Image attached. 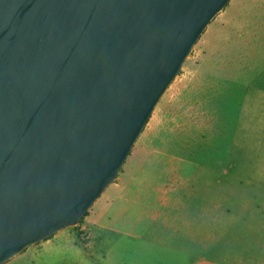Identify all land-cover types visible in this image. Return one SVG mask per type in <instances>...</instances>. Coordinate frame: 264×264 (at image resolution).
<instances>
[{"label":"water","instance_id":"1","mask_svg":"<svg viewBox=\"0 0 264 264\" xmlns=\"http://www.w3.org/2000/svg\"><path fill=\"white\" fill-rule=\"evenodd\" d=\"M231 0H0V264L76 227Z\"/></svg>","mask_w":264,"mask_h":264},{"label":"crops","instance_id":"2","mask_svg":"<svg viewBox=\"0 0 264 264\" xmlns=\"http://www.w3.org/2000/svg\"><path fill=\"white\" fill-rule=\"evenodd\" d=\"M251 2L255 6H245L264 8V0ZM241 14L237 23L244 21L241 39L247 41L242 50L248 57L264 55L263 42L254 46L261 33L264 39V25L249 27L251 11ZM221 52L238 55L232 46ZM223 65L221 72H237L235 63L234 72ZM107 190L76 227L86 241L67 228L25 252L52 255L61 264L70 242L79 248L73 264H264L262 183L155 148L133 160Z\"/></svg>","mask_w":264,"mask_h":264},{"label":"rangeland","instance_id":"3","mask_svg":"<svg viewBox=\"0 0 264 264\" xmlns=\"http://www.w3.org/2000/svg\"><path fill=\"white\" fill-rule=\"evenodd\" d=\"M245 5L255 6L251 0H231L212 20L108 189L121 181L133 160L155 148H166L264 184V55L245 54L242 48L247 41L241 39L246 35L242 29L245 23L242 21V28L237 23V16L247 10L251 11L249 21H245L248 26H263L264 8ZM261 34L254 46H262V42L264 46ZM230 46L237 50V56L221 54V49ZM222 63L225 70L235 63L237 72L234 68L232 74L221 72ZM261 202L264 205V198ZM69 229L86 241L82 231ZM68 244L72 249L62 252L61 264L64 259L65 264L75 261L79 248ZM4 264L55 263L52 255L41 259L38 251L30 250Z\"/></svg>","mask_w":264,"mask_h":264},{"label":"trees","instance_id":"4","mask_svg":"<svg viewBox=\"0 0 264 264\" xmlns=\"http://www.w3.org/2000/svg\"><path fill=\"white\" fill-rule=\"evenodd\" d=\"M87 215H88V213H87ZM87 215H86V216H87ZM83 219H84V218H83ZM83 219L81 220V222L83 221ZM81 222H80V223H81ZM76 227H77V226H76Z\"/></svg>","mask_w":264,"mask_h":264}]
</instances>
